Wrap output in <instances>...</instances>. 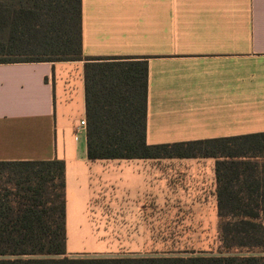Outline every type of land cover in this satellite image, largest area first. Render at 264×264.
<instances>
[{"label": "crops", "instance_id": "obj_1", "mask_svg": "<svg viewBox=\"0 0 264 264\" xmlns=\"http://www.w3.org/2000/svg\"><path fill=\"white\" fill-rule=\"evenodd\" d=\"M82 52L148 58L147 145L264 134V0H82ZM86 77L85 61L1 64L0 162H65L69 258L208 255L217 160L90 161L88 96L110 105L113 85L92 71L88 95ZM102 247L131 250H77Z\"/></svg>", "mask_w": 264, "mask_h": 264}, {"label": "trees", "instance_id": "obj_2", "mask_svg": "<svg viewBox=\"0 0 264 264\" xmlns=\"http://www.w3.org/2000/svg\"><path fill=\"white\" fill-rule=\"evenodd\" d=\"M79 61L86 63L88 95L92 71L113 85L110 105L93 111L88 96L89 160L216 159L227 255L69 258L65 162L19 161L0 162V264H264V255L254 254L264 252V134L147 145V57L85 58L82 0H0V65ZM134 65L142 71L141 103L124 95Z\"/></svg>", "mask_w": 264, "mask_h": 264}, {"label": "rangeland", "instance_id": "obj_3", "mask_svg": "<svg viewBox=\"0 0 264 264\" xmlns=\"http://www.w3.org/2000/svg\"><path fill=\"white\" fill-rule=\"evenodd\" d=\"M107 184H109L108 180H104V185H103V190L107 191L110 189L109 186H107ZM208 244L210 245V248L205 247V250H209L211 251L210 253H208V255H216V256H222V255H227L226 251L223 249L222 247V243H221V239H220V235H219V230L217 232L214 233V236L212 238H209ZM77 250H83V252H100L101 254L104 253H113V252H119V251H129L131 249H119V248H114V247H102V248H79ZM239 251H232L231 254H238ZM254 254L255 255H264V252L260 251V250H254ZM203 255H207V254H203ZM102 257H105L104 255H101ZM130 257V256H129Z\"/></svg>", "mask_w": 264, "mask_h": 264}, {"label": "built area", "instance_id": "obj_4", "mask_svg": "<svg viewBox=\"0 0 264 264\" xmlns=\"http://www.w3.org/2000/svg\"><path fill=\"white\" fill-rule=\"evenodd\" d=\"M81 125H82V126H85V125H86V122H85V121H82V122H81Z\"/></svg>", "mask_w": 264, "mask_h": 264}]
</instances>
